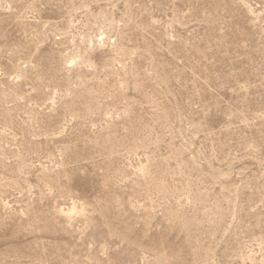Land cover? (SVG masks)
<instances>
[{"label": "rangeland", "instance_id": "obj_1", "mask_svg": "<svg viewBox=\"0 0 264 264\" xmlns=\"http://www.w3.org/2000/svg\"><path fill=\"white\" fill-rule=\"evenodd\" d=\"M0 264H264V0H0Z\"/></svg>", "mask_w": 264, "mask_h": 264}, {"label": "bare ground", "instance_id": "obj_2", "mask_svg": "<svg viewBox=\"0 0 264 264\" xmlns=\"http://www.w3.org/2000/svg\"><path fill=\"white\" fill-rule=\"evenodd\" d=\"M74 208H75V207H74ZM72 210H73V209H72ZM74 210H75V209H74ZM71 212H72V211H71ZM71 212H70V213H71ZM70 215H71V214H70Z\"/></svg>", "mask_w": 264, "mask_h": 264}]
</instances>
